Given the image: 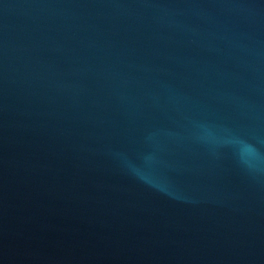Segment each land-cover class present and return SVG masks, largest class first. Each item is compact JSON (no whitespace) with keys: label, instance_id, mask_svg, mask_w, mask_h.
I'll return each mask as SVG.
<instances>
[{"label":"water","instance_id":"water-1","mask_svg":"<svg viewBox=\"0 0 264 264\" xmlns=\"http://www.w3.org/2000/svg\"><path fill=\"white\" fill-rule=\"evenodd\" d=\"M0 264H264V0H0Z\"/></svg>","mask_w":264,"mask_h":264}]
</instances>
